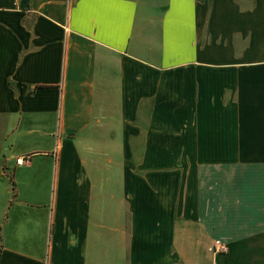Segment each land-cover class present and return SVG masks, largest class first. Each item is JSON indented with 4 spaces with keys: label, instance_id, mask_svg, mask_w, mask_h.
I'll list each match as a JSON object with an SVG mask.
<instances>
[{
    "label": "crops",
    "instance_id": "crops-1",
    "mask_svg": "<svg viewBox=\"0 0 264 264\" xmlns=\"http://www.w3.org/2000/svg\"><path fill=\"white\" fill-rule=\"evenodd\" d=\"M0 264H264V0H0Z\"/></svg>",
    "mask_w": 264,
    "mask_h": 264
},
{
    "label": "built area",
    "instance_id": "built-area-1",
    "mask_svg": "<svg viewBox=\"0 0 264 264\" xmlns=\"http://www.w3.org/2000/svg\"><path fill=\"white\" fill-rule=\"evenodd\" d=\"M16 161L18 164H21V165L29 163L30 162V156H27V155L19 156V157H17ZM215 246L218 249H220L222 247V242L220 240H216ZM212 249H216V248L212 247Z\"/></svg>",
    "mask_w": 264,
    "mask_h": 264
},
{
    "label": "rangeland",
    "instance_id": "rangeland-1",
    "mask_svg": "<svg viewBox=\"0 0 264 264\" xmlns=\"http://www.w3.org/2000/svg\"><path fill=\"white\" fill-rule=\"evenodd\" d=\"M216 240H220L222 242V247L220 249H218L216 246H215V243H216ZM212 247L216 248V249H212ZM208 249L211 251V252H214V253H224L227 249V246L225 245V242L223 240H221L220 238H217L214 240L213 243L210 244V246L208 247Z\"/></svg>",
    "mask_w": 264,
    "mask_h": 264
}]
</instances>
